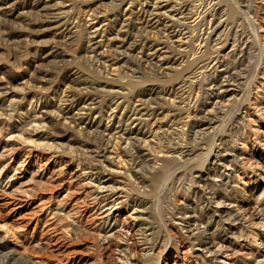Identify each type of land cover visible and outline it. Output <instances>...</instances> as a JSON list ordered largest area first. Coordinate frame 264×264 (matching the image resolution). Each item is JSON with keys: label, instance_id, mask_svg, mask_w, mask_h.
<instances>
[{"label": "bare ground", "instance_id": "6f19581e", "mask_svg": "<svg viewBox=\"0 0 264 264\" xmlns=\"http://www.w3.org/2000/svg\"><path fill=\"white\" fill-rule=\"evenodd\" d=\"M111 1L109 13L114 17L110 22L113 26L119 25L116 31L120 32L121 43L120 48L115 49L117 53L107 57L109 59H106L104 50L97 49L100 41L94 37L95 33L105 32L107 25L102 22L104 25L95 27L91 32V25L80 21L73 12V6L65 7L63 1L56 3L53 0L54 3H50L35 0L30 6L34 8L30 11L35 14L28 23L13 25L6 19L2 22L0 38L3 41L9 43L24 39L27 46L28 34L33 29L31 26L43 27L50 21L54 29H59L53 34L63 39L58 38V41H63L58 44H63L67 36L69 42L65 44L77 43V52L75 50L72 61L80 66L74 72L76 76L71 78L66 77V73L59 76L63 66L57 64L55 69H46L42 74L34 75L33 80L36 81L31 86L28 84V88L23 86L15 89L12 86L11 89L9 83V87L0 85V115L10 118L17 113L19 117H25L12 129L18 130V135L35 146L61 149L72 155L83 153L86 159L89 157L101 162L109 174L124 175L126 179L119 180L109 175L104 178L105 175L100 173H89L90 181L96 182L94 189L97 198L103 191L111 193L108 198L105 196L102 203L108 213L115 207L128 211V229H125L126 225L116 228L118 218L114 216L112 219L111 215H106L99 243L106 247L116 236L121 240H115L118 243L119 264H159L166 243H175L172 226L187 238L190 248L198 245V264H264V255L259 257L255 252L249 251L247 255L240 252L236 242L231 241L226 234L227 229L232 228L238 232L237 238L242 237L245 244L253 243L246 234L247 218L237 203L234 184L241 180V174L237 172L245 166L238 145L244 147L250 137V90L257 75H264L261 65L264 59V49L261 48L263 40L257 25L264 17L258 13L257 0H130L139 4L141 15L137 22L131 16L118 17L116 11L124 0ZM39 5L43 9L41 13L37 8ZM48 14L53 15V20H46ZM89 14H92L89 19L93 22L103 21L99 19L98 13ZM104 16L107 17L106 14ZM106 17L103 19L107 20ZM110 22L107 24L110 25ZM149 24L163 36L159 41L169 49L171 55L165 57L174 64L169 65L171 72L164 71L160 64L151 60L149 53L152 52L144 50L149 38L143 31ZM85 41L88 43L85 44ZM141 41L143 43L139 47L138 42ZM13 48L17 49L18 45ZM118 54H124L126 58H120ZM88 59L99 62L98 71L94 67L88 68ZM122 59L120 65H125V75L107 78L110 61H106L119 63ZM124 77L127 79L122 81ZM37 80L49 85L43 87L40 82L36 84ZM64 82L70 93L62 94V90L61 106L44 110L37 107L39 101L47 100L46 90L53 86L57 88ZM111 82L120 83L126 91L106 87ZM144 82L148 84L142 88ZM56 90L53 89V92ZM132 95L135 101L131 102L134 104L126 105L119 113L122 100L130 103ZM25 99L29 100L31 108L22 106ZM263 104L260 97L257 105L263 107ZM74 108L77 110L71 112ZM81 109L86 110L85 117L79 115ZM69 113L70 118L67 120ZM46 118L58 128L49 131L45 127ZM103 118L108 120L100 129ZM149 118H155L154 122L159 121L167 126L162 128L155 142L141 143L147 139L137 134L143 131V124L148 126ZM115 119L117 125L109 124ZM26 124H30V127L27 128ZM162 124L156 123L155 132L149 129L151 133L154 132L153 136ZM60 132H68L76 145L42 140L56 137ZM111 138L116 139L113 144L118 145L119 151H115L118 159L110 155L111 151L118 149H113L116 148L114 146L109 149ZM153 151L160 154L155 153L156 156L149 158V155L154 154ZM261 159H264V155ZM120 164L126 169H118ZM180 193L183 197L178 202L176 196ZM163 202L167 203L166 209H163L164 205L158 209L157 206ZM262 210L264 218V208ZM79 223L78 219L71 218L68 226L77 232ZM212 225L214 229L209 230ZM1 226L0 223V258L10 264H38L24 257L23 251L19 252L8 241V233L3 234ZM129 231L140 237V252L129 249L125 235ZM231 254L236 259L233 262L226 261V257Z\"/></svg>", "mask_w": 264, "mask_h": 264}, {"label": "rangeland", "instance_id": "374dc122", "mask_svg": "<svg viewBox=\"0 0 264 264\" xmlns=\"http://www.w3.org/2000/svg\"><path fill=\"white\" fill-rule=\"evenodd\" d=\"M9 1L0 0V25L2 22L4 23L5 19L13 25H18L20 24L19 22H24V24H26L30 20V17L34 16L33 13L35 14V12H31L34 8L30 6H32L31 3H35V0H24L23 2L22 0ZM46 1H50V3L53 2V0ZM60 1H63L62 5L65 4V7L73 6V12L77 18H79L80 21H84L88 25H91V32L95 27L104 25L102 22L105 23L108 27L105 29V32L100 31L99 33L94 34L95 40L99 39L101 43L98 44L97 49L104 50L105 54L108 55H106V59H109L107 57L112 56V54L117 53L115 49L120 48V32L116 31V28H118L119 25L115 24L113 26L111 24L112 22H110L114 17L109 13L111 10L110 5L112 4L110 3L111 0ZM60 1L54 0L56 3ZM132 2H130V0H124L119 5V9H117L118 11H116V13L118 17L121 18L131 16L130 18L137 22L141 12H139L138 2ZM10 3L13 4L11 5ZM256 4L259 6V15L264 17V0H257ZM56 6L59 5L57 4ZM37 8H39V11L37 10L39 13L43 12L40 5ZM7 11L10 13L7 14ZM91 12L98 13V16L100 15L99 19H102L103 21L93 22L92 19H89L92 16V14H89ZM105 14L107 17L104 16ZM48 15L46 16V20H53V15ZM104 17H106L107 20L103 19ZM81 18H83V20ZM7 21H5V23L10 25ZM108 22H110V25L107 24ZM150 25L151 24L146 25V30L143 32L146 36L148 35L149 44L147 45L151 46V48H148L147 46L144 50L147 53L154 52L153 54L149 53L151 55V60L160 64L164 71L171 72L172 68L169 67V65L173 66L174 64H172L171 61H168L165 57L166 55H171L169 49L164 47V43L160 42L161 40L159 41L163 36L157 32L156 28L151 27ZM257 25L259 26L258 32L262 35L261 40H263L261 42V48L264 49V20H259ZM50 26H52V28ZM41 27L42 26H31V29H33L32 33L28 34L29 45L27 46L24 44V39L20 41L17 39L18 43L17 40L8 43L0 38V77L3 78H0V85L4 86L6 84L4 87H9L7 84L9 83L10 88L12 86V88L15 89H20L23 86H25L24 88H28L36 81L33 80L34 75H40L46 71V69H55L58 65L63 66L59 72V76L65 73L67 75L66 77L69 78L76 76L74 72L80 65L73 62L72 57L77 52V43L65 44L66 41L69 40L67 36V38L65 37V42L63 44H58L63 42L61 41L63 39L60 35L53 34L58 32L59 29H54L53 23L50 21L49 24L46 23L43 25L42 28L44 30ZM58 38H61V40L58 41ZM87 43L88 41H85V44ZM142 43V41L138 42L139 47ZM17 45L18 48L14 49L13 47ZM2 53H4V55ZM19 53H21V55H19ZM118 55L120 58H126V55L124 54ZM123 59L119 63H116L114 60L106 61V63L110 61V64L108 63L109 65H107V78L111 79L118 77L119 75H125V73H123L125 65H123L124 67L120 65V63L123 62ZM113 61L115 63L111 65V62ZM97 63L99 62L92 59H88V62H86L88 68L94 67L93 69L95 71H98L99 69L97 68ZM125 63L127 64L128 62L126 61ZM261 63L264 67V59ZM118 65H120V67L117 68ZM169 68L171 69L170 71ZM120 70H122V72L119 74ZM102 71L104 72L105 69L102 68ZM126 79L127 77H124L123 80H121L125 81ZM39 82L40 81L37 80L36 84H39ZM40 84L43 85V87L49 85L48 83L45 85L44 81H41ZM108 84L109 85L106 87H111L113 90L126 91L124 86L120 85V83L111 82ZM147 84L148 82H144L141 87L144 88ZM52 88L54 90L57 89L54 91L55 93ZM48 90H46L47 100L43 102L39 101L37 104V107H41L43 110L46 108L53 109L56 105L61 106L63 104V101L60 100L62 90V94L70 93L68 87H66V82L62 84L60 83L57 88L56 86L50 87ZM260 97L264 102V75H262V73H259L254 79L250 90L251 102L249 105V120L252 121L249 122V126L251 133L249 132L250 137L244 147L241 144L238 145L239 149L241 148L242 154L240 157L245 166L241 167L237 172L239 175L241 174V180H239L236 185L234 184V188H236L235 195L238 200L237 203L243 209L244 217L247 218L246 223L248 226L246 227V234L249 235V238H251L253 243L251 242L252 244L250 245L245 244L242 237L237 238L238 232H236L235 229H227L226 234L231 241L233 240L236 242L237 248L240 252H243L246 255L249 251L252 253L255 252L256 255L259 254V257H263L264 218L262 209L264 208V159H261V157L264 155V104L263 107L262 105H257ZM27 100L28 99L22 101V106L25 108H31V105L28 102L29 100ZM131 101H135L133 95L131 96L130 103L126 100H122L118 112L120 113L123 111L124 107L128 104L130 106L133 105L134 103ZM5 103L8 102L5 101ZM76 110L77 109L74 108L71 112H75ZM85 111V109H81L78 111L80 113L79 115L85 117ZM69 115L70 113L67 115V120L70 118ZM143 117L145 118L147 116ZM91 118L94 119L93 114H91ZM24 119L25 117H19L17 113H14L10 118H7L5 115H0V223L2 224L1 228H3V230L1 229V232L3 234L8 233L6 234L8 236V241L17 247L19 252L21 251L22 253L23 251L24 257H27L38 264H119L117 259L118 249L116 248V245L118 244L117 242L121 240H118L119 238L116 236L115 238H112V243L108 244L109 246L106 244V247L104 246L105 244L99 245V243L102 237V227L106 215H111L112 219L114 216L118 218L119 223L117 222L116 228L126 225V227H124L125 229H128V211L124 208L115 207L111 209L110 213H108L105 209L106 206L103 207L102 203L104 202V199L111 195V193L103 191V193L101 192V195L98 194L97 198L96 190L94 189V184L96 182L94 183L90 181L89 173H100L105 175L104 178L109 176L117 177L119 180H124L126 178H124V175L122 176V174H116L115 176L111 173L109 174L108 169L105 168L101 162L95 159L93 161L89 157L86 159L83 153H81L82 155H72L67 154L61 149L56 150L37 145L35 146L33 142L31 143L18 135V130L12 129L13 126L19 125L20 121H23ZM106 119L107 118H103V121L99 126L100 129L104 127L103 124L106 123ZM149 119V124L151 125L150 128L149 124L148 126L146 125L147 127L143 124L141 126L143 131L137 134L139 137L145 136L147 139L146 142H142V140L141 143L148 144L153 143V141L155 142L160 135L159 133H161L167 126L159 121L154 122L155 118ZM46 120L47 126L45 127L49 129V131H52L51 129L54 131L58 128L57 126L56 128L53 123V126L51 125L49 118H46ZM84 121H86V119H84ZM116 122V119L111 120L109 124L113 123V125H117L118 123ZM156 123L157 125H162L160 130L156 131L157 134L153 136L152 134H154L156 130L155 128L157 127ZM25 126L30 127V124H26ZM133 126L138 125L133 124ZM149 129L154 132L152 131L151 133ZM67 133L68 132H60L56 137H51L49 139L45 138L42 140H48L49 142L52 140L64 144L69 143L75 146V140L71 139L72 137L69 138V134ZM133 134L135 135V133ZM109 140V143L112 145L109 146V149H111L114 146L113 143L116 139L111 138ZM117 146L118 145L116 144L114 146L116 148L113 149H117ZM115 151L118 152L119 148L111 151L110 155L114 159H118ZM153 152L154 154L149 155V158H152L154 155L156 156L157 153L160 154V152ZM162 153L163 152H161V154ZM123 157L125 158L124 155H122V158ZM156 164L159 163H155V165ZM118 169L124 170L126 168L123 164H120ZM176 197V201L179 202L182 200L183 194L180 193ZM166 204L163 202L162 205L160 203L157 207L158 209H161V206L164 205L163 209H166ZM71 218L78 219L80 222V228L77 232L73 231L68 226ZM210 228L211 229L209 230H213L214 226L212 225ZM171 230V233L175 235V243L173 244L172 241L166 243L161 253L159 264H198V259H200L196 254L199 250V247H196L198 245L196 244L190 248V243L187 238L183 237L184 235H180V232L175 226H172ZM130 234H132L130 231L125 234L129 249H132V251L135 250L136 253L140 252L141 249L139 248L142 246V241L139 239L140 237L137 234H132V236ZM116 239L117 242L115 241ZM235 259L236 256L234 254L226 257V261L229 262H233ZM4 262V258L0 260V264H10L9 262Z\"/></svg>", "mask_w": 264, "mask_h": 264}]
</instances>
